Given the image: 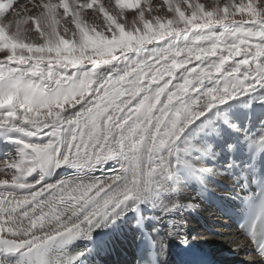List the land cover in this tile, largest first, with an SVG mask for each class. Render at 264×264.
Here are the masks:
<instances>
[{"label":"snow or ice","instance_id":"obj_1","mask_svg":"<svg viewBox=\"0 0 264 264\" xmlns=\"http://www.w3.org/2000/svg\"><path fill=\"white\" fill-rule=\"evenodd\" d=\"M257 103L264 0H0V264H86L77 241L149 208L186 223L206 164L264 158ZM245 203L264 257V187Z\"/></svg>","mask_w":264,"mask_h":264},{"label":"bare ground","instance_id":"obj_2","mask_svg":"<svg viewBox=\"0 0 264 264\" xmlns=\"http://www.w3.org/2000/svg\"><path fill=\"white\" fill-rule=\"evenodd\" d=\"M27 1L19 0V3L25 5ZM154 3H162V0H154ZM253 108L257 116L264 114V108L258 103L254 104ZM217 151L219 153V150ZM259 157L261 156L256 154L250 159L247 146H243L235 154V159L231 155L226 157L229 163L236 164L234 169H229L225 164V158H221L205 165L212 171L203 185L189 184L182 189L184 202H188L192 196L200 193L194 201V210L201 213L202 217L186 211L184 224H175L174 220L178 219L176 216L163 217L157 221L155 217L159 213L149 208L143 213L145 220L142 227L137 225L136 219L130 214L118 229H97L93 233L92 241H77V246L91 250L86 264H130L127 258H124V249L140 240L137 236L139 232L153 237L161 255V264H184L189 248L209 259L213 264H248L250 260H255L258 264L259 260L250 253L251 247L248 241L241 240L233 229L226 230L223 225L209 222L207 217L215 213L216 209L220 213L227 202L234 199L240 190V181L245 177V171H248ZM187 224L195 226L198 233L190 235L186 228ZM207 236L208 239H203ZM161 241L164 243L163 251H161Z\"/></svg>","mask_w":264,"mask_h":264},{"label":"rangeland","instance_id":"obj_3","mask_svg":"<svg viewBox=\"0 0 264 264\" xmlns=\"http://www.w3.org/2000/svg\"><path fill=\"white\" fill-rule=\"evenodd\" d=\"M27 3H28V1H27ZM188 211V213H190V214H193V213H196V214H198V215H202L201 213H199V212H197V211H195V210H193V209H189V210H187ZM219 219L218 218H216V217H212V216H210L209 218H208V221L209 222H211V221H218ZM187 228H188V230H189V232L190 233H194V234H197L198 233V230H196L195 229V227H191V226H189V225H187L186 226ZM203 239H208V236H207V238L206 237H204Z\"/></svg>","mask_w":264,"mask_h":264}]
</instances>
